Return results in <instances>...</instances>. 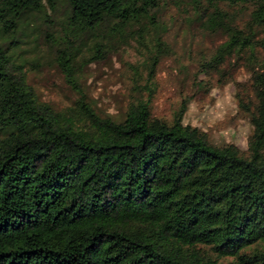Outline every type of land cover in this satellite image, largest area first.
Segmentation results:
<instances>
[{
  "label": "trees",
  "instance_id": "16d2710c",
  "mask_svg": "<svg viewBox=\"0 0 264 264\" xmlns=\"http://www.w3.org/2000/svg\"><path fill=\"white\" fill-rule=\"evenodd\" d=\"M160 1L0 0V264H264L263 99L236 93L251 125L245 152L183 123L185 99L169 120L153 117L159 36L143 61L148 93L121 118L99 115L79 86L80 66L108 40L154 26ZM191 1L225 36L211 70L262 68L264 0ZM222 5L247 7V18L237 24ZM57 10L54 62L77 95L62 110L38 99L13 37L29 15Z\"/></svg>",
  "mask_w": 264,
  "mask_h": 264
},
{
  "label": "rangeland",
  "instance_id": "374dc122",
  "mask_svg": "<svg viewBox=\"0 0 264 264\" xmlns=\"http://www.w3.org/2000/svg\"><path fill=\"white\" fill-rule=\"evenodd\" d=\"M191 0H161L154 11V26L126 32L124 40H108L99 59L87 62V49L80 62L77 79L87 102L102 116L119 119L135 97L145 98L144 58L159 36L165 44L152 79L150 112L169 120L182 99L186 100L183 123L197 127L214 145L232 143L246 151L251 130L248 116L237 105L236 93L264 100V65L249 72L242 62L223 63L219 71L206 65L217 45L224 41L221 31L207 29ZM237 24L247 18V7L221 6ZM201 9V7H200ZM199 9V10H200ZM202 14V13H201ZM202 16V15H201ZM61 10L31 14L13 34L17 63L40 101L62 110L71 106L77 95L65 82L54 62L51 39L60 33ZM88 46V45H87ZM264 161V142L259 150ZM217 264H234L224 257Z\"/></svg>",
  "mask_w": 264,
  "mask_h": 264
}]
</instances>
